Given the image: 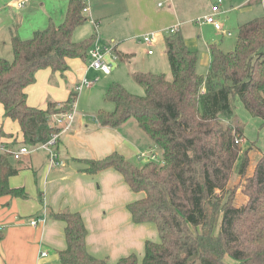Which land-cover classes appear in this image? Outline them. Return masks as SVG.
I'll return each instance as SVG.
<instances>
[{"label": "trees", "instance_id": "trees-1", "mask_svg": "<svg viewBox=\"0 0 264 264\" xmlns=\"http://www.w3.org/2000/svg\"><path fill=\"white\" fill-rule=\"evenodd\" d=\"M85 8L83 0H70L60 24L50 21L26 40L12 36V59L0 57L3 117L19 125L23 145L46 143L61 131L51 117L72 109L74 92L65 102L48 100L40 109L28 106L26 88L35 83L39 70L63 74L68 60L88 59L96 35L72 41L74 30L86 21ZM209 53V67L200 74L198 52L186 46L179 31L170 32L165 38L169 74L131 73L142 96L110 84L103 99L113 110H100L91 119L111 129L133 120L160 150V162L137 165L117 153L85 161V173L112 169L133 193L142 195L128 211L134 224H154L159 241L145 242L140 264H227L226 260L264 264V154L248 176V152L255 144L243 151L237 143L246 140L231 103L237 98L252 118L264 124V15L238 26L231 52L210 45ZM239 156L243 160L236 186L245 201L236 206L232 198L223 201L222 195ZM18 172L12 158L0 153V198L27 199L24 189L9 186ZM50 216L64 224L66 246L58 254L60 264H107L87 251V232L78 214ZM116 264L139 260L131 254Z\"/></svg>", "mask_w": 264, "mask_h": 264}, {"label": "crops", "instance_id": "crops-1", "mask_svg": "<svg viewBox=\"0 0 264 264\" xmlns=\"http://www.w3.org/2000/svg\"><path fill=\"white\" fill-rule=\"evenodd\" d=\"M83 1L88 8L86 15L91 18L94 30V24L98 29L99 20H105V18L114 19L116 25L119 24L124 28V34L110 33L111 42L108 47H105L111 49L106 56L109 64L116 63L118 60L123 62L130 58L127 48L118 50V47L121 49L119 45L121 42H117V39H126L130 43L144 47L147 49L146 55L152 57L155 54L152 49L156 47L160 37L163 50L159 54L161 63L163 67L165 66L162 70L165 75L169 74V67L165 55L164 34L179 31L186 39L191 24L198 25L202 22V19L197 16L200 0ZM15 2L18 4L26 0H15ZM223 2L224 0L219 5ZM65 13L66 10L58 24L63 21ZM198 20L201 21L197 22ZM10 21L8 17L4 19L0 16V31L12 26ZM15 22L13 28L8 27L9 44L14 35L22 40L32 36L24 38L18 35L17 31L22 27L23 20ZM37 30L41 29L36 26L32 27V34ZM151 33L155 34V38L153 45L149 46L143 42L142 38ZM97 39H100L99 34ZM149 51L152 53L149 54ZM67 64L73 70L76 68L74 73L68 70L63 74L52 73L48 69L39 70L36 73L35 83L26 88L28 106L44 109L48 100L63 103L73 93L72 88L79 79L98 77L99 80V72L90 70L87 66H81L79 58L70 59ZM209 64L210 61L207 69ZM102 76L108 75L102 74ZM59 77L65 78L68 82L70 80V88L62 83ZM104 79L103 77L100 91L107 90L112 83H117L111 82L108 85L115 78L107 77L105 81ZM51 81L52 83H49ZM115 81L123 83L120 80ZM0 106L2 107L1 104ZM101 107V104L96 105V113L101 110ZM111 107V109L106 107L105 110L111 112L113 105ZM6 119L4 118L3 121L5 122ZM126 124L118 129L101 128L94 121H87L78 114L69 129L64 131L59 138L58 150L65 162L64 167L50 169L46 153L41 159H36L34 154L25 156L19 161L12 159L19 172L9 179V186L24 189L27 199L10 196L0 198V264H60L58 254L66 246L64 224L50 216L51 213L59 212L79 215L87 232L86 248L93 257L105 260L107 264H116L119 259L131 254L136 255L138 260L140 258L139 261L142 260L143 254L141 257L138 255H141L142 249L144 250L145 242L154 239V232L152 227H149L152 225L134 224L128 211V206L139 200L142 197L141 194L137 197L135 193H132L122 176L112 169L103 170L95 175L84 172L87 168L85 161L101 160L112 153H117L139 164L141 161L139 155L151 151L154 146L147 137H144L142 142L136 140L134 133L137 129H124ZM2 127L3 124H0V146L13 151L25 146L21 144L22 135L19 128L8 131V129L3 130ZM44 216V224H38L35 227L29 224L31 219ZM42 252L47 253V256L41 257ZM135 252H138V255Z\"/></svg>", "mask_w": 264, "mask_h": 264}, {"label": "rangeland", "instance_id": "rangeland-1", "mask_svg": "<svg viewBox=\"0 0 264 264\" xmlns=\"http://www.w3.org/2000/svg\"><path fill=\"white\" fill-rule=\"evenodd\" d=\"M69 0H26L22 7H18L15 0H0V16L2 18L8 17L12 23V26H8L13 28L16 20H23L22 27L17 31L18 35L21 37L29 38L32 35L31 28L36 26L39 29L46 28L49 20H51L55 25L58 24L61 16L64 14L66 10V6ZM217 0H200L198 2V18L202 19L203 17L210 14V9L213 5H217ZM14 2L16 3L14 5ZM200 4V5H199ZM86 21L81 26L76 28L72 34L73 42H81L95 36V30L91 24V18L87 13H84ZM264 15V0H259L256 2L255 0H224L221 5H219V12L215 15L217 21L221 24L224 32L215 31L212 25L206 24L203 21L198 25L191 24L190 31L188 29L187 38L184 37V42L186 46L193 51L198 52V65L197 71L200 74H205L207 70L208 63L210 61L209 55V46L217 45L218 48L224 52L228 53L234 49L236 37H237V28L241 24H244L254 18L261 17ZM196 16V18H197ZM99 28L97 29V33L99 34L100 39L98 40V44L100 47H108L111 42L110 33L114 34H124V28L119 24L116 25L114 19H101L99 20ZM5 27L0 31V57L5 58L7 60L12 59V51L11 46L9 44V29ZM18 29V28H17ZM16 29V30H17ZM26 35V36H25ZM167 37L166 34L163 36ZM26 40V39H23ZM159 42L156 44V47L153 50L155 53L152 57H148L145 53L147 49L144 47H139L135 43H130L126 39H117V42H121V49L118 47V50H124V47L129 50L130 58L129 60H125L123 62L116 61V63H111V70L108 76H102L101 73H98L99 80L96 84L90 89H83L78 92L77 97L75 99L73 105V111L76 115L83 116L87 121L91 120L96 114L95 107L96 105H102L101 110H105L106 107L112 108L111 104L105 102L103 99L104 91H100V86L103 83V77L106 79L107 77L115 78V80L122 81L126 87L135 93L130 92L123 83H119L118 81L111 80V82L119 83L127 92L135 96H142L143 89L135 84L131 78V73L134 72H149L153 74H162L163 65L161 63V57L159 52L163 50V43L158 38ZM187 40L189 42L187 43ZM188 44V45H187ZM111 47V46H110ZM109 47V48H110ZM117 52V51H116ZM126 52V51H120ZM118 53V52H117ZM81 66H87L89 60L88 59H79ZM76 68L68 67V72L74 73ZM68 72L66 74H68ZM76 74V73H75ZM72 74V75H75ZM95 77L86 78L87 80H92ZM60 81L64 83L68 88H70V80L69 82L65 78H60ZM104 79V81H105ZM55 81V80H54ZM81 80L79 79L76 85H79ZM49 83H52L49 82ZM75 85V86H76ZM107 85V86H108ZM73 86V92L74 87ZM96 101V102H95ZM231 103L234 107L235 116L239 120V123L244 127V137L246 138V142L242 143V150H246L250 147L251 143L255 144L252 150L248 152V166H247V175H251L254 169V166L257 160L264 154V124L262 121L252 118L243 108L242 104L237 98H232ZM96 104V105H95ZM100 108V107H99ZM95 110V111H94ZM107 111V110H105ZM3 110L0 106V124H3L2 129L9 131V129L19 128V125L10 120L6 119L3 121ZM255 121V124L253 122ZM124 129H137L136 133H134V138L140 142L144 141V137L146 136L143 132L138 128L137 124L131 120L126 124V128ZM20 130V128H19ZM157 148V147H156ZM155 146L151 148L158 156L161 155L160 150L156 149ZM46 151L39 149L34 152V156L36 159H41ZM31 155V154H30ZM29 156V155H28ZM25 157V156H24ZM23 158V157H22ZM243 160V156H239L235 166L232 171L231 178L228 182L227 189L224 191L222 195L223 201L232 198L234 200V204L239 206L245 201V198L240 193L239 188L236 186L240 177L238 174V170L240 167V163ZM143 161H139V164H142ZM139 165L138 163H136ZM133 193V192H132ZM137 197L139 196L138 194ZM142 196V195H140ZM217 220V216L215 218ZM218 223V221L216 222ZM148 225H152V230L154 232V239H151L154 242L159 241L158 231L154 224L148 223ZM138 255V252H135ZM138 255L139 257L143 254V249ZM142 258V257H141ZM140 260V258H139ZM227 264H235L231 260H226ZM140 264V261H139Z\"/></svg>", "mask_w": 264, "mask_h": 264}, {"label": "built area", "instance_id": "built-area-1", "mask_svg": "<svg viewBox=\"0 0 264 264\" xmlns=\"http://www.w3.org/2000/svg\"><path fill=\"white\" fill-rule=\"evenodd\" d=\"M223 0H217V5H214L211 7V13L205 17L202 18V21L206 24H210L213 26V28L217 31L224 32L222 29L221 24L216 20L215 15L219 12V3ZM24 5V2H20L17 4L18 7H22ZM84 13L88 12V8L86 7L83 10ZM201 20H198L197 22H200ZM95 27V41L93 43V46L88 51V69L93 70L95 72H99L104 75H108L111 70V64H109L106 61V56L109 54L111 49L100 47L98 44V33ZM174 31H171V33ZM155 34L151 33L149 35H145L142 40L144 43H146L149 46H152L154 43ZM149 54L152 53V51L148 52ZM98 81V77L94 78L93 80H87L86 78L82 79L79 85H76L74 88V93L78 94L83 89H90L94 86V84ZM75 102V101H74ZM72 103V109L67 112H62L56 115H53L51 117V123L55 126L60 127L61 131L59 133H55L51 135L50 139L43 144L35 145V146H21L18 150H10L4 146H0V153L9 155L14 161H19L22 157L28 156L30 154H33L39 149H42L46 151L47 159H48V166L50 169L55 168H61L64 167L65 162L63 158L61 157L58 146H59V138L61 134L69 129V127L72 125L76 118V113L73 111V105ZM243 139L239 140L237 143H243ZM156 148V147H155ZM157 149V148H156ZM139 159L141 161H153V162H160V156L155 154L153 151H149L147 154H140ZM45 223V216L38 218V219H31L29 221V224L31 226H37L38 224H44ZM41 257H46L47 253L42 252L40 254Z\"/></svg>", "mask_w": 264, "mask_h": 264}]
</instances>
